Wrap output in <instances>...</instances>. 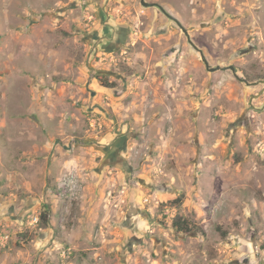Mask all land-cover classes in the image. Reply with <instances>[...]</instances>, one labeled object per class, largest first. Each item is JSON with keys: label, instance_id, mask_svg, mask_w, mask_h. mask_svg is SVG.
Returning a JSON list of instances; mask_svg holds the SVG:
<instances>
[{"label": "rangeland", "instance_id": "rangeland-1", "mask_svg": "<svg viewBox=\"0 0 264 264\" xmlns=\"http://www.w3.org/2000/svg\"><path fill=\"white\" fill-rule=\"evenodd\" d=\"M147 1L221 69L141 0H0V264H264V0Z\"/></svg>", "mask_w": 264, "mask_h": 264}, {"label": "crops", "instance_id": "crops-1", "mask_svg": "<svg viewBox=\"0 0 264 264\" xmlns=\"http://www.w3.org/2000/svg\"><path fill=\"white\" fill-rule=\"evenodd\" d=\"M14 99L17 100V94H15ZM33 140L31 141L32 146L28 147L27 150H25V152H23L25 155H30L32 157L35 156H44L43 159L41 160H47V166H45L43 163L40 164V167L35 168V169H31L30 173H27L26 176L28 177L27 181V186L28 187H43L47 186L48 184V174L49 173H53L56 171V173H62L65 170H72V166L75 164L76 159L75 157L72 156V150H74V148H71L69 146H65L59 147L58 145L56 147H53L51 144V138H46L44 139L43 136H35L33 135ZM13 136H9V140L13 141ZM115 147V146H114ZM65 148V149H63ZM112 150H110L111 152H114L115 154H118V152H121L120 155H124V153L126 152V148H122L121 149H114L113 146L111 148ZM51 154V156L53 158H49V155ZM107 155H109V152L106 151ZM17 155L16 153H14V156ZM16 160V159H15ZM40 160V161H41ZM117 160V159H116ZM109 163H106L105 168L101 171V172H105L106 168L110 166V160L106 161ZM48 163L49 165L52 164V167L49 168L48 167ZM55 170V171H54ZM88 175L89 171L87 172ZM26 177V178H27ZM120 177V176H119ZM15 179V178H14Z\"/></svg>", "mask_w": 264, "mask_h": 264}, {"label": "trees", "instance_id": "trees-1", "mask_svg": "<svg viewBox=\"0 0 264 264\" xmlns=\"http://www.w3.org/2000/svg\"><path fill=\"white\" fill-rule=\"evenodd\" d=\"M98 80L100 83L106 87H114L116 84L115 82H110L109 78L106 75H98L97 76ZM49 214H50V209L48 204L43 203L42 204V209H41V214H40V222L41 224H48L49 223ZM172 227L181 233H191L192 231L197 232V227H193L190 222L182 217L181 215H178L173 218L172 220Z\"/></svg>", "mask_w": 264, "mask_h": 264}, {"label": "water", "instance_id": "water-1", "mask_svg": "<svg viewBox=\"0 0 264 264\" xmlns=\"http://www.w3.org/2000/svg\"><path fill=\"white\" fill-rule=\"evenodd\" d=\"M141 3H142L143 5H145V6H154V5H157V6H158V7H159V8H160V9H161V10H162L167 16H169V17L175 19L176 22L178 23V25H179V26L182 28V30L184 31V33L188 36V40H189V42H190V43H191L196 49H198L199 52L201 53V56H202V58H203V61H204L205 65H206V67H207L210 71H215V70L221 69L220 66H217V67H211V66H210V63H209V61L207 60V58L205 57L204 52H203L202 49H200V48L194 43V41L191 39L188 30L183 26V24H182L177 18H175L173 15H171L169 12H167L166 9H165L162 5H160V4H156V3H150V2H148L147 0H141ZM230 68L234 71L235 74H237V73H236V68H235L234 66H230ZM257 83H258V82H257Z\"/></svg>", "mask_w": 264, "mask_h": 264}, {"label": "built area", "instance_id": "built-area-1", "mask_svg": "<svg viewBox=\"0 0 264 264\" xmlns=\"http://www.w3.org/2000/svg\"><path fill=\"white\" fill-rule=\"evenodd\" d=\"M39 220H40V216L39 215L34 216V218H33V222L34 223L39 222Z\"/></svg>", "mask_w": 264, "mask_h": 264}, {"label": "flooded vegetation", "instance_id": "flooded-vegetation-1", "mask_svg": "<svg viewBox=\"0 0 264 264\" xmlns=\"http://www.w3.org/2000/svg\"><path fill=\"white\" fill-rule=\"evenodd\" d=\"M150 3H156V4H159V3H157V2H150ZM154 6H157V5H154ZM158 7V6H157ZM171 18V17H170ZM173 19V18H172ZM175 22H176V20L175 19H173ZM177 23V22H176ZM178 24V23H177ZM187 36V35H186ZM187 38H188V36H187ZM198 46V45H197ZM199 47V46H198ZM201 49V48H200ZM198 50V49H197ZM203 59V58H202Z\"/></svg>", "mask_w": 264, "mask_h": 264}]
</instances>
